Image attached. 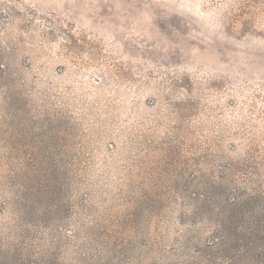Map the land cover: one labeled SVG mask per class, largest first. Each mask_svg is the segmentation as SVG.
Segmentation results:
<instances>
[{
    "label": "rangeland",
    "instance_id": "obj_1",
    "mask_svg": "<svg viewBox=\"0 0 264 264\" xmlns=\"http://www.w3.org/2000/svg\"><path fill=\"white\" fill-rule=\"evenodd\" d=\"M246 36L264 0H0V264H264Z\"/></svg>",
    "mask_w": 264,
    "mask_h": 264
},
{
    "label": "clouds",
    "instance_id": "obj_2",
    "mask_svg": "<svg viewBox=\"0 0 264 264\" xmlns=\"http://www.w3.org/2000/svg\"><path fill=\"white\" fill-rule=\"evenodd\" d=\"M10 7H20L18 4H10ZM216 9V12L209 20L208 17L204 18H193L192 23L198 25L204 36L205 42L211 44H218L221 48H226L229 45L237 44L236 41L230 39L225 34V23L228 9L223 4H213L211 6ZM238 47L249 49L254 55L258 54L262 60H264V38H255V37H244L243 41L240 42ZM230 70L228 65L219 64V65H209L208 71L211 75L213 72L217 73L219 78L220 74H225ZM175 103L179 104L184 102V98L181 95H176L174 97Z\"/></svg>",
    "mask_w": 264,
    "mask_h": 264
}]
</instances>
